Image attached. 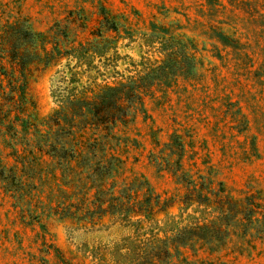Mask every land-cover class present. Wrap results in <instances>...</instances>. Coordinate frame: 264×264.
Masks as SVG:
<instances>
[{
  "label": "rangeland",
  "instance_id": "rangeland-1",
  "mask_svg": "<svg viewBox=\"0 0 264 264\" xmlns=\"http://www.w3.org/2000/svg\"><path fill=\"white\" fill-rule=\"evenodd\" d=\"M104 96L124 171L172 196L141 227L12 178L15 102ZM197 236L200 264H264V0H0V264H195Z\"/></svg>",
  "mask_w": 264,
  "mask_h": 264
},
{
  "label": "trees",
  "instance_id": "trees-1",
  "mask_svg": "<svg viewBox=\"0 0 264 264\" xmlns=\"http://www.w3.org/2000/svg\"><path fill=\"white\" fill-rule=\"evenodd\" d=\"M222 38L217 32L215 39L222 42ZM16 71L12 68L14 93L25 87L17 83ZM102 89L109 92L115 87L104 85ZM123 104L120 98L105 96L101 99H59L57 108L37 122L30 114L20 117L22 111L15 102L12 178L44 179L49 189L55 187L61 193L63 201L60 203L73 207L78 215L90 212L99 215L98 219L105 215L122 216L140 227L152 222L158 210L171 206L172 196L162 199V194L143 190L145 182L122 168L127 157L121 148L111 145V141L116 137L119 122L123 123L125 118L118 115ZM201 228V225L194 226V230ZM150 237L157 240L155 235ZM200 240L201 243L195 242ZM195 241H190L187 248L182 243L181 253L185 254V261L200 264L204 254L213 249L204 238L197 236ZM172 248L177 250L176 245ZM209 264L223 263L210 261Z\"/></svg>",
  "mask_w": 264,
  "mask_h": 264
}]
</instances>
